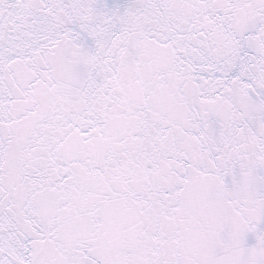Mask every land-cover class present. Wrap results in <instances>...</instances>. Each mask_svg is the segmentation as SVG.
<instances>
[{
    "label": "snow or ice",
    "instance_id": "snow-or-ice-1",
    "mask_svg": "<svg viewBox=\"0 0 264 264\" xmlns=\"http://www.w3.org/2000/svg\"><path fill=\"white\" fill-rule=\"evenodd\" d=\"M0 264H264V0H0Z\"/></svg>",
    "mask_w": 264,
    "mask_h": 264
}]
</instances>
